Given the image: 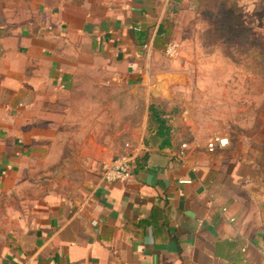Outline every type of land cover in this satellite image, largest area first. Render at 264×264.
Here are the masks:
<instances>
[{
    "label": "crops",
    "instance_id": "1",
    "mask_svg": "<svg viewBox=\"0 0 264 264\" xmlns=\"http://www.w3.org/2000/svg\"><path fill=\"white\" fill-rule=\"evenodd\" d=\"M193 1L0 4V30L35 37L3 45V55L26 49L25 67L0 62V264H264V144L210 150L216 128L187 108L168 147L148 126L152 102L167 117L180 71L147 56L169 38L183 45L187 26L194 37ZM248 22L234 15L235 38L258 34L260 15ZM216 101L203 96V118ZM37 113L44 129L33 125ZM127 143L130 178L102 182L101 165Z\"/></svg>",
    "mask_w": 264,
    "mask_h": 264
},
{
    "label": "rangeland",
    "instance_id": "2",
    "mask_svg": "<svg viewBox=\"0 0 264 264\" xmlns=\"http://www.w3.org/2000/svg\"><path fill=\"white\" fill-rule=\"evenodd\" d=\"M231 1L229 9L234 10L237 7L240 9V12L237 10L238 8L235 9L234 13L232 11L231 17L234 15L240 16L242 25L244 26H249L248 20L250 14L253 16L255 13L264 15V0H234L235 4L233 0ZM2 2H9V0H0V4ZM193 2H195L193 10L196 15H199V20L194 24V37H190V27L187 26V29L180 31V38L184 42L183 45L180 44V40L169 38L160 45V50L155 55L151 54L147 56L148 62L160 66H170L180 71L178 86L168 96H172L171 99H173L174 103L171 105L170 110L166 111L167 119L171 125L175 124L176 127H179L180 122L183 123L185 121L182 118V111L187 108L186 112L189 113L192 110L195 122L199 123L202 127L211 128L214 126L216 132L227 134L229 146L236 143L247 145L264 144V63H251L248 56L246 58L245 56L243 58L240 56L242 59L237 64V62L224 55L222 51L219 52L217 42L212 38L211 27L213 22L210 16L212 10L205 6L206 0H194ZM253 19L254 17L252 18V25L254 26ZM179 20L184 22L186 26V22H189L190 16L180 15ZM256 24L258 26V33H263L264 35V29H261L260 22ZM1 26L0 17V28L3 27ZM23 27L26 26L23 25ZM34 27L38 29L40 25L35 24ZM202 28L205 31H202ZM8 33L9 29L4 32L0 30V62L5 64L16 63L25 67L29 62L26 49H22L21 47L22 52L25 53L19 55V57L13 52V54L10 53L9 50L3 55V45H8L9 48H13L17 43L19 46H24L23 42L26 39V42H31L35 37H23L25 40L20 42L15 37H9ZM187 36L191 40H187ZM169 41L178 44V54L175 57H169L164 52L165 44ZM42 52L45 54V50H42ZM40 62L38 61L37 63L41 65L45 64ZM253 67H256V69L252 71L251 68ZM209 81L212 84L215 82V86L208 89L204 87V83ZM207 90H210V92L208 93ZM163 93L166 94L165 89ZM208 94L214 95L217 99L213 108L215 113L209 118H203V96ZM218 96L219 98L222 97V103H218ZM43 105L45 104H38L37 106L41 107ZM37 109H33V113H35L34 111H38ZM39 116L40 113L35 115L33 125L40 127L39 129H44L45 119ZM37 162L38 164H42L37 172L39 176L37 178H40V176H45V165H43L45 164V152L44 154H40ZM43 185L45 186V183H39L35 186V193L45 190Z\"/></svg>",
    "mask_w": 264,
    "mask_h": 264
},
{
    "label": "trees",
    "instance_id": "3",
    "mask_svg": "<svg viewBox=\"0 0 264 264\" xmlns=\"http://www.w3.org/2000/svg\"><path fill=\"white\" fill-rule=\"evenodd\" d=\"M206 7L211 11L212 23V38L220 47L222 53L228 56L235 62H239L243 56H248L249 60L255 64H263L264 60V35L258 33L253 35L252 38L247 33H243L241 38L234 37L235 23L234 16L231 17V12L235 11L229 9L231 0H206ZM234 15V14H233ZM261 29H264V15H260ZM263 27V28H262ZM139 38L144 37L146 32H137ZM142 40V39H141ZM148 38L142 40L146 43ZM240 54V55H239ZM240 56L242 58H240ZM252 71L256 67L251 68ZM148 126L153 129L155 136L159 142V148H165L170 145L171 124L169 123L164 110L158 103L152 102L148 107Z\"/></svg>",
    "mask_w": 264,
    "mask_h": 264
},
{
    "label": "built area",
    "instance_id": "4",
    "mask_svg": "<svg viewBox=\"0 0 264 264\" xmlns=\"http://www.w3.org/2000/svg\"><path fill=\"white\" fill-rule=\"evenodd\" d=\"M164 52L169 57H175L178 54V44L169 41L165 44ZM229 138L227 134L217 132L213 134L207 141V148L213 150L214 148H224L228 146ZM186 144H182L185 147ZM125 147L128 150L119 153L110 160L104 162L100 169V179L102 182L126 181L131 176V168L135 161V153L127 143Z\"/></svg>",
    "mask_w": 264,
    "mask_h": 264
}]
</instances>
